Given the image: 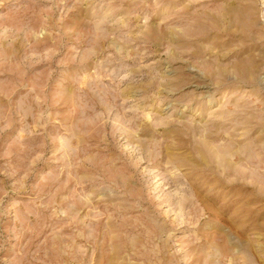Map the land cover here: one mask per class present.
I'll list each match as a JSON object with an SVG mask.
<instances>
[{
	"label": "rangeland",
	"instance_id": "1",
	"mask_svg": "<svg viewBox=\"0 0 264 264\" xmlns=\"http://www.w3.org/2000/svg\"><path fill=\"white\" fill-rule=\"evenodd\" d=\"M0 264H264V0H0Z\"/></svg>",
	"mask_w": 264,
	"mask_h": 264
}]
</instances>
